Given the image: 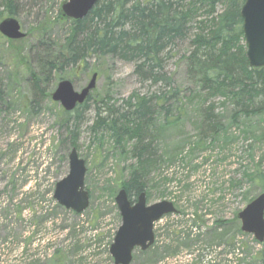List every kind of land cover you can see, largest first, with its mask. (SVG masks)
I'll return each mask as SVG.
<instances>
[{
  "label": "rangeland",
  "instance_id": "obj_1",
  "mask_svg": "<svg viewBox=\"0 0 264 264\" xmlns=\"http://www.w3.org/2000/svg\"><path fill=\"white\" fill-rule=\"evenodd\" d=\"M15 1L16 15L11 17L20 23L26 37L11 41L0 34V85L5 94L0 111V264H113L109 248L121 225L115 196L137 159L132 152L134 142L116 144L107 129L97 124L92 128L97 114L107 116L111 108L122 111L132 93L150 94L155 87L140 83L131 62L92 57L86 65L60 75L79 91L93 73L98 74L86 108L67 112L52 100L59 76L46 87L48 97L34 105L28 65L39 70L34 61L35 40L53 45L64 42L70 20L63 16L61 6L68 0ZM224 10L225 5L218 3L214 15ZM209 17L202 13L197 19ZM192 36L194 29L188 40L174 46L166 63L167 73L184 91L186 105L179 122L158 127L159 142L154 147L157 154L171 160L165 159L164 165L152 172L146 195L148 204L167 200L183 212L167 215L155 224L154 242L158 245L164 234L160 229L168 225L179 229L188 220L183 229L191 228L200 216L199 224L208 220L213 227L216 220H233L264 193V93L258 100L263 104L261 113L238 118L232 97L212 98L204 106L213 107L222 131L205 135L198 144L204 103L194 95V82L182 57L191 52ZM171 109L176 115V106ZM73 147L87 168L89 205L81 213L66 209L53 197L56 183L69 173ZM203 228L192 230L207 236L208 229ZM204 237L201 240L205 241ZM245 239L251 242L249 252L263 246L252 235ZM197 249L186 248L164 263H193L202 254ZM140 252L134 250L131 264H147Z\"/></svg>",
  "mask_w": 264,
  "mask_h": 264
},
{
  "label": "trees",
  "instance_id": "obj_2",
  "mask_svg": "<svg viewBox=\"0 0 264 264\" xmlns=\"http://www.w3.org/2000/svg\"><path fill=\"white\" fill-rule=\"evenodd\" d=\"M244 1L99 0L83 19H69V30L63 43L53 45L35 40L38 42L34 47V61L39 70L28 65L33 103L39 106L40 101L48 97L49 89L46 87L52 83L53 77L65 79L60 76L63 72L86 65L92 57H113L133 63L140 83H148L155 90L150 94L132 93L124 101L122 111L111 108L107 116L97 114L92 129L95 130L96 124L104 127L114 136L116 144L134 142L132 152L137 162L121 187H125L130 200L135 201L142 191L148 194L146 189L151 184L152 172L159 170L168 159L157 154V147H154L159 142L158 127L173 121L177 123L183 116L186 96L167 73L166 63L174 46L188 40L193 29L191 52L182 57L187 65L188 77L194 82V95L204 103L201 105L197 143L200 144L207 134L217 135L222 131V125L215 122L213 107L204 106L216 96L233 98L236 118L262 112L263 104L258 100L264 93V67L251 68L246 57L240 16ZM218 3H223L225 10L214 15ZM15 4V0H0V7H3L0 19L5 13L10 17L16 15ZM202 13L210 17L198 20ZM41 43L43 46L39 50L37 46ZM19 57L15 52V58ZM4 96L0 85V111ZM90 99L91 94L82 105L77 106V111L86 108ZM174 106L176 115L171 109ZM196 219L192 221V226L208 229L207 236L197 234L193 227L183 229L188 220L179 229L168 225L165 230L160 229L164 232L160 236V245L154 242L149 249L140 252L141 257L148 260L147 264H165L164 260L176 259L175 256L191 247L198 248L197 251L202 254L190 264H264V243L261 249L249 252L251 242L245 239L249 234L242 232L237 217L229 221L216 220L213 227L208 225V220L199 224L198 221L202 220L200 216ZM163 236L167 238L164 240ZM157 239L159 241L158 235ZM201 242L205 243L199 246ZM252 242L256 243L253 239Z\"/></svg>",
  "mask_w": 264,
  "mask_h": 264
},
{
  "label": "water",
  "instance_id": "obj_3",
  "mask_svg": "<svg viewBox=\"0 0 264 264\" xmlns=\"http://www.w3.org/2000/svg\"><path fill=\"white\" fill-rule=\"evenodd\" d=\"M99 0H68L62 4L63 16L80 20L88 15ZM242 29L247 46L246 57L251 68L264 67V0H245L241 10ZM0 34L10 40L26 37L20 23L14 17L0 21ZM98 74L93 73L89 82L76 90L69 79L58 82L51 98L65 111H73L82 105L95 89ZM87 168L76 148L69 154V173L56 183L54 199L76 213L83 212L89 205V192L85 189ZM115 202L121 216L119 226L109 252L113 264H130L136 248L146 251L155 241L154 227L164 216L177 213L171 201L147 203L146 191H142L135 201H131L125 187H121ZM242 232L251 234L259 243L264 242V193L256 196L238 214Z\"/></svg>",
  "mask_w": 264,
  "mask_h": 264
}]
</instances>
